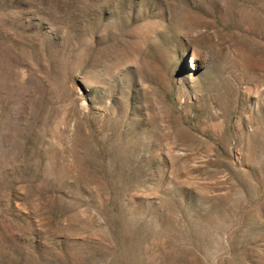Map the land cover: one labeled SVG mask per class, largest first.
<instances>
[{"label":"rangeland","instance_id":"1","mask_svg":"<svg viewBox=\"0 0 264 264\" xmlns=\"http://www.w3.org/2000/svg\"><path fill=\"white\" fill-rule=\"evenodd\" d=\"M0 264H264V0H0Z\"/></svg>","mask_w":264,"mask_h":264}]
</instances>
